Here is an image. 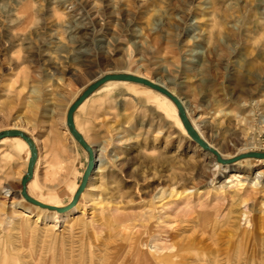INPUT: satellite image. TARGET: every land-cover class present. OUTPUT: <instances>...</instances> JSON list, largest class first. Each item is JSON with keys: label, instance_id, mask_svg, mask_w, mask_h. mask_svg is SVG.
Returning <instances> with one entry per match:
<instances>
[{"label": "rangeland", "instance_id": "374dc122", "mask_svg": "<svg viewBox=\"0 0 264 264\" xmlns=\"http://www.w3.org/2000/svg\"><path fill=\"white\" fill-rule=\"evenodd\" d=\"M202 2L0 0V140L30 141L28 159L0 143V264H142L147 249L155 264H264V0ZM135 71L168 80L230 161L157 90L100 84ZM82 98L91 153L67 123ZM29 198L78 212L54 227Z\"/></svg>", "mask_w": 264, "mask_h": 264}, {"label": "bare ground", "instance_id": "6f19581e", "mask_svg": "<svg viewBox=\"0 0 264 264\" xmlns=\"http://www.w3.org/2000/svg\"><path fill=\"white\" fill-rule=\"evenodd\" d=\"M210 1L211 0H203V2H202V8H204V9H206L209 5H210ZM263 3V2H262ZM261 4V3H260ZM192 31V30H191ZM196 35H194V37H193V40H192V44H193V46H195L197 49H201L202 47H203V44H204V37H203V34L202 33H200V32H197V33H195ZM141 46V45H140ZM187 57V56H186ZM131 74H133L135 77H137L138 79H140V80H143V81H145L144 80V78H143V76L141 75V74H139L138 72H134V73H131ZM118 83H133V82H128V81H120V80H111V79H108V80H106V81H104L101 85H103V88H106V89H110V87H112V85H115V84H118ZM135 84H137V83H141V82H134ZM148 84L150 85V86H153L154 88H157V89H159V90H157V89H154V88H152V87H150V86H148L150 89H152V90H157L156 92H160V94H162V95H164L163 93H162V91H164V92H167V93H169L170 95H172L171 93H173V91L170 89V87H169V85L168 84H170V82L168 81V80H161V79H158V78H156V79H153V80H150V82H148ZM101 85H99L98 87H100ZM97 87V88H98ZM97 88H95L92 92H90L89 93V95L90 94H92ZM169 91V92H168ZM174 94V93H173ZM88 95V96H89ZM87 96V97H88ZM165 97H167L166 95H164ZM86 97V98H87ZM175 97V96H174ZM85 98V99H86ZM170 101H172V99L170 98V97H167ZM84 99V100H85ZM175 99H176V102H177V104L179 105V109L181 108V110L183 111V113L185 114V116H187L186 118H189L190 120L187 122L186 121V124L187 125H190V127L192 128V131L196 134V138H197V140L199 141V142H201V144H200V146H202V147H205V148H207V149H205V150H210V152H214V153H217L218 155H219V159L222 161V162H226V161H228L229 160V158H227V157H225L224 155H223V153L218 149V148H216V146L215 145H213V144H211L208 140H206V138H204V136H203V134H202V132H201V129L200 128H202V127H204V126H206V125H204V126H202L203 124H204V122H202L200 119H201V117L200 116H196L194 119H192V114L193 113H195V111L193 110V108H192V105L189 103V101H187V100H185L184 98H182V97H180V96H177L176 95V97H175ZM84 100L80 103V105L84 102ZM89 100V99H88ZM88 100L86 101V102H88ZM85 102V103H86ZM85 103L82 105V107L80 108V109H83L84 108V105H85ZM172 103H173V101H172ZM174 104V103H173ZM176 104V103H175ZM174 104V105H175ZM79 105V106H80ZM79 106H78V108H79ZM175 107L176 108H173L172 109V111H173V113L176 115L177 114V112H181V111H177V106L175 105ZM77 108V109H78ZM77 109H76V111H77ZM178 109V110H179ZM70 110V109H69ZM84 110V109H83ZM75 111V112H76ZM75 112H74V114H75ZM177 116V115H176ZM178 123V125H179V127L181 128V129H185L184 128V126H183V123L181 122V121H179V122H177ZM72 124H73V126H74V119H73V121H72ZM186 131V129L184 130V132ZM203 131V130H202ZM71 132H76V133H78V131H76V129H75V126L73 127V130H71ZM187 133V132H186ZM12 134H14V132H12ZM16 134V133H15ZM65 134L66 135H68V137L72 140V141H74V138L68 133V130L67 129H65ZM79 134V133H78ZM19 135L21 136V137H23V134L22 133H19ZM74 136V135H73ZM21 137H12V138H4V139H1L0 140V143H3V142H6V141H11V143H12V146L15 148V150L16 151H22V153H24L25 154V156L27 157V159L29 158V149H28V146L27 145H30V141H28V140H23V138H21ZM83 139V138H82ZM192 139V138H191ZM85 143H86V141H85ZM196 144V143H195ZM86 145H87V149H88V151L91 153V151H90V146L86 143ZM199 145V144H198ZM30 148H32V146H30ZM32 150H34V149H32ZM94 151V150H93ZM92 151V152H93ZM13 152V151H12ZM210 152H207V153H210ZM20 153V152H19ZM213 153V154H214ZM95 153L93 152V155H94ZM92 155V154H91ZM212 155V154H211ZM218 155H216L217 157H218ZM97 156L99 157L100 156V154H97ZM95 158H96V156H94ZM94 158V159H95ZM30 161V160H29ZM28 161V162H29ZM95 160H93L92 159V162H94ZM230 161V160H229ZM222 166V165H221ZM99 171V167L97 166V168H96V170L94 171L95 173H97ZM34 178H35V173H34V175H33V180H34ZM238 178H242L238 173L237 174H232V175H230V177L227 179V181H225V184L226 183H230V182H233L234 180L236 181V179H238ZM30 182V181H29ZM189 190V189H188ZM188 190L187 189H184L183 191H182V193H180V194H185V192H188ZM25 191L29 194V196L30 197H32L31 195H30V192H29V190H28V186H27V188L25 187ZM8 194H9V192H8ZM26 194V193H25ZM83 194V193H82ZM81 194V195H82ZM188 194V193H187ZM186 195V194H185ZM24 198V197H23ZM36 201H38V202H40V203H42L43 205H45V206H51V207H53V208H56L57 207V205H55V204H48V203H45V202H43V201H41V200H38V199H36ZM16 203H18V202H16ZM12 204V203H11ZM14 204H15V202H14ZM12 205L13 206V208H16V207H18L19 205ZM76 204H74L73 205V207L75 206ZM71 207L70 209H68V210H66V211H63V212H61V213H58L59 211H56V210H51L52 212H55V213H58V214H61L60 216H54L52 219V222H51V224L50 225H53L54 227H58L59 225H61V224H64L65 222H67V221H69L70 219H72V217L78 212V209H77V207ZM42 208V207H41ZM73 208V209H72ZM26 209V211H24V212H19L18 214V217L19 218H23V217H29L30 216V214H32V210L30 209V208H25ZM56 209H61V208H56ZM29 210H31V212L29 211ZM44 210H46V211H48V210H50V209H45L44 208ZM62 210V209H61ZM28 211V212H27ZM50 211V212H51ZM80 211V210H79ZM82 211V210H81ZM16 215V214H15ZM42 217V216H41ZM74 217H76V216H74ZM36 219V218H35ZM41 220V219H40ZM37 221H39V218H37V220H36V222ZM41 222V221H40ZM47 225V224H46ZM149 244V243H148ZM153 245V244H152ZM155 247V246H154ZM154 247L153 246H151L150 248L151 249H154ZM156 249H160V248H158V246H157V248ZM155 249V250H156ZM144 251V250H143ZM142 251V253L140 252V253H136L137 255V261H138V259L139 258H141V259H143L144 260V263L145 262H148V263H152V264H155V256H154V252L152 251V252H149V250L147 249L146 251H144L143 252ZM155 252H157V251H155ZM160 253V252H159ZM157 255V254H156ZM158 256V255H157ZM168 258V257H167ZM136 261V260H135ZM141 261V260H140ZM139 261V262H140ZM153 261H154V263H153ZM144 263H142V264H144ZM136 264H137V262H136Z\"/></svg>", "mask_w": 264, "mask_h": 264}, {"label": "water", "instance_id": "95a60500", "mask_svg": "<svg viewBox=\"0 0 264 264\" xmlns=\"http://www.w3.org/2000/svg\"><path fill=\"white\" fill-rule=\"evenodd\" d=\"M108 79H111V80H120V81L141 82V83L144 84V85H148V86H150V85L148 84V81L140 80V79H138L137 77H134V76H123V75H118V76L116 75V76H109V77H106V78H104V79L101 81L100 84H102L104 81H106V80H108ZM100 84L96 85V86H95L94 88H92V89L97 88ZM150 87L154 88L153 86H150ZM92 89H90L88 92L90 93V92L92 91ZM154 89H157V88H154ZM157 90H159V89H157ZM89 93H88V94H89ZM162 93H163L164 95H166L167 97H170V98L176 103V105L178 106V104H177V102H176V99H175L172 95H170L169 93L164 92V91H162ZM83 100H84V99L82 98V99H80L79 101H77L76 103H74V105H72V107H71L70 110L68 111V114H67V123H68L70 126H73V124H72V121H73V120H72L73 113L76 111V109L78 108V106L80 105V103H81ZM180 118H181V121H182L183 126H184V128L186 129L187 133H188L189 135H191L194 139L197 140V138H196L197 136H196V134L192 131V128L190 127V125H187V124H186L185 117H184L183 115H181ZM72 133H73L75 139H76L78 142H80L85 148H88L87 145H86V144L84 143V141L82 140V137L80 136V134H78V133H76V132H72ZM197 141H198V140H197ZM198 143L201 144V142H199V141H198ZM90 155H91V154H90ZM91 156H92V155H91ZM261 156L264 157V154H261ZM32 157H33V156H32ZM90 162H91V160H90ZM91 163H92V162H91ZM89 168H90V167H89ZM29 200H30L31 202H33L34 204L40 206V207H43V208H46V209H50V210L61 211V209H56V208H53V207H51V206H45V205H43L42 203H40V202H38V201H36V200H33V199H31V198H29ZM71 207H73V205H71L68 209H70ZM68 209H66V210H68ZM66 210H65V211H66Z\"/></svg>", "mask_w": 264, "mask_h": 264}]
</instances>
